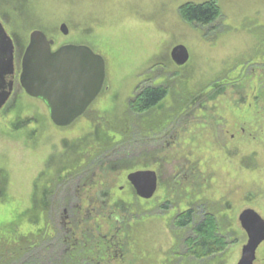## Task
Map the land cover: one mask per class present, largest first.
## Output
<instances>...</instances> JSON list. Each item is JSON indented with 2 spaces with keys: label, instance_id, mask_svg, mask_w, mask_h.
<instances>
[{
  "label": "rangeland",
  "instance_id": "rangeland-1",
  "mask_svg": "<svg viewBox=\"0 0 264 264\" xmlns=\"http://www.w3.org/2000/svg\"><path fill=\"white\" fill-rule=\"evenodd\" d=\"M207 1L0 0V22L16 47V74L35 31L54 41L53 50L87 46L106 64L100 98L88 117L65 130L54 126L44 102L21 91L16 77L0 111V240L38 237L46 205L60 204L62 192L76 185L48 188L102 160L111 171L97 177L98 189L83 184V209L95 206L96 237L126 228L121 236L131 243V264H238L247 244L240 213L253 209L264 219V0H216L222 16L209 27L183 21L181 6ZM177 46L190 54L183 67L171 59ZM160 86L169 94L159 106L130 111L141 89ZM104 145L116 148L97 156ZM142 170L160 178L150 201L128 182ZM70 198L77 200L76 193ZM192 208L209 209L228 246L221 253L185 258L190 235L171 221ZM54 233L52 223L43 239L47 260L59 258ZM257 260L264 264V243Z\"/></svg>",
  "mask_w": 264,
  "mask_h": 264
},
{
  "label": "water",
  "instance_id": "water-1",
  "mask_svg": "<svg viewBox=\"0 0 264 264\" xmlns=\"http://www.w3.org/2000/svg\"><path fill=\"white\" fill-rule=\"evenodd\" d=\"M61 31L69 34L66 25ZM54 41L35 31L21 63L20 86L31 98L42 100L48 107L50 120L57 128L72 126L85 115L102 93L106 80L104 59L87 46L67 45L53 51ZM13 40L0 22V111L9 100L14 86ZM172 61L185 66L190 54L184 46L171 52ZM137 196L152 199L158 188L153 171H138L128 176ZM242 229L248 236L238 264H254L259 247L264 243V219L253 210L240 217Z\"/></svg>",
  "mask_w": 264,
  "mask_h": 264
},
{
  "label": "trees",
  "instance_id": "trees-1",
  "mask_svg": "<svg viewBox=\"0 0 264 264\" xmlns=\"http://www.w3.org/2000/svg\"><path fill=\"white\" fill-rule=\"evenodd\" d=\"M179 12L184 22L189 25L203 28L213 25L222 16L221 9L216 0H210L200 4L187 3L180 7ZM168 94V89L162 86L155 88L145 87L141 89L138 95L130 102V111L140 115L153 110L167 98ZM85 116L88 117V112ZM122 137L124 142L128 141V135L124 134ZM115 148L116 145L100 146L101 150H98L97 156L109 153ZM90 164L89 166L87 163L82 169L74 171L71 173V176H67L64 180L55 182L48 189H53V191H55L59 186H62L61 188H68L70 182H75L76 187L79 186L78 188H84L86 186L83 187V184H86L90 189H98L99 182H96L97 177H101V172L103 170L105 172L111 171V169L104 168L108 165L102 160L95 163L90 161ZM93 173L97 174L95 180L93 183H88L90 179H93ZM67 180L68 182L65 183ZM55 197L56 196H54V198ZM84 197L85 195H83V198ZM53 201L54 205L52 210L55 212L51 213L50 208L45 207L43 213L46 227L38 237H24L18 243H10L4 239L0 240V264H48V262L50 264H98L100 261H103L101 263L105 264L108 254H106L105 248H97L96 243L97 237L95 235L99 227L97 228V226L90 224L91 219L87 217L88 214L85 211L82 213L81 217H79L77 211H72L77 217V221L73 224L75 235L66 233L65 231L62 232V224L60 223L61 212L58 211L57 206L61 205L62 209L69 206L71 202L68 197L65 201L62 200L60 204L56 203L55 200ZM82 204L84 205V200ZM49 205L51 206V203H49ZM50 213L51 219H49ZM191 222L192 217L188 214V216L186 215L180 218L177 224L181 229L185 227L184 225L187 223L190 224ZM52 223L55 233L54 237H52L53 239H50V241L53 242V248L57 247V250L54 251H56L55 254L59 255V258L53 257L47 260L43 239H45L44 235H46L47 228H49ZM71 223H73V219ZM216 226V220L212 216L204 217L198 224L193 226V234L195 236L193 235L189 241H187L186 247L189 248V252H191L196 259H205L213 253H221V251L228 247L226 242L218 236V228ZM64 246L65 250H63ZM59 249L60 253L58 252Z\"/></svg>",
  "mask_w": 264,
  "mask_h": 264
},
{
  "label": "flooded vegetation",
  "instance_id": "flooded-vegetation-1",
  "mask_svg": "<svg viewBox=\"0 0 264 264\" xmlns=\"http://www.w3.org/2000/svg\"><path fill=\"white\" fill-rule=\"evenodd\" d=\"M16 68H17V66H16V58H15L14 89H15V84H16V79H17L16 78L17 77ZM11 97H12V95H11ZM11 97H10V99H11ZM142 171H149V170H142ZM153 172H155V171H153ZM156 175H157V178H158V188H157V191H156V193H157L158 192V189H159L160 178H159V176H158L157 173H156ZM78 187H76V189H73V191H71L69 189H67V190L65 189L62 192V194H61V197L63 196V201H65L66 198L68 197L69 200H70V202H71L70 203L71 205L69 204V206H67L65 208H62V209H61V205H58L57 206L58 207V211L61 212V214H60V223L62 224V226H61L62 232L65 231L66 233H71L73 235H75L74 228H73V224L77 221V217L75 216L76 214H74V212H72V211H77L79 213V217H81L82 213L85 211L88 214L87 217L89 219H91L92 216L95 215V212H96L95 206L93 208V203L92 202H91L92 204L89 205V208L87 210H84L83 209V205H82V201L84 200L83 195H86V193H85L84 188H78ZM133 191L136 194V191L134 190V188H133ZM74 192L77 195V200H75V201H73V199L70 198V194H72ZM156 193H155V195H156ZM155 195H154V197H155ZM137 197H139V196H137ZM140 199L141 200H144V201H150V200H152V199L146 200V199H143V198H140ZM46 207H49V204H47ZM51 207L53 208V206H51ZM162 208H164V206ZM198 210H199L198 208H197V210H195L194 208L188 209L185 212L181 213L180 215H177L176 217H174L172 219V221H171L172 222V226L175 228V230L177 229V231H182V230H185L186 229L188 231V233H189L190 236L184 242V247H186L187 241H189V239L194 235L193 234V228H194L193 226L196 225V224H198L204 217H211L212 216L211 213H210V211H209V209H201V211L197 212ZM246 210H248V209H246ZM246 210H243L240 213L239 218H238L239 219L240 226H241V229H242V225H241V222H240V217H241L242 213L244 211H246ZM250 210H253V209H250ZM122 211L125 212V211H128V210L125 207H122ZM253 211H255V210H253ZM52 212H55V211H53L51 209V213ZM188 214L192 217V222L190 224L187 223L186 225H184L185 226L184 228H181L180 229L179 228V225L177 224V221L180 218H182L183 216H186V215L188 216ZM50 217H51V214H50ZM98 217L99 216H97V215L94 216L95 222H98L97 221V218ZM72 219H73V223H71V220ZM197 220H199L198 223H196ZM116 221H119L118 218H116ZM93 226H97V228L99 227L98 224H96V223H94ZM216 227L218 228V226H216ZM125 231H126V228H124V229L121 228L120 231L119 230H117V231L115 230L114 231L115 234H113V232H112L110 236L105 235L104 237H102L101 236L102 233L98 235L99 237H97V239L100 242V246H98V244H97V248H101L102 247V244H103L101 242V239H102L104 241V244H105V245L103 244V248H105V252H106V254H108L107 255V260H106L105 264H131L129 262L130 260L128 258L129 257V252H130V245H131V243H127L128 240L125 239V238H122V236H121V234L124 233ZM247 242H248V236H247ZM126 245H127V247H126ZM260 247H259V249H260ZM185 253H186L185 254L186 255L185 256L186 259H189V260H192V261L196 259L193 256V254L191 252H189V248L188 247H186V252ZM257 254H258V251H257ZM210 257L211 256H209V257H207L205 259H208ZM241 257H242V253H241ZM257 261L258 260H257V255H256V261H255L254 264H257ZM101 262H103V261L98 262V264H103ZM180 263H182V262L180 261Z\"/></svg>",
  "mask_w": 264,
  "mask_h": 264
}]
</instances>
